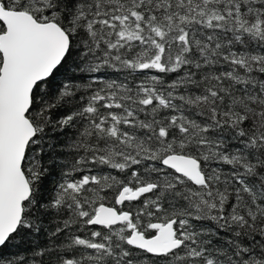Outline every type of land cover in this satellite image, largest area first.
Returning <instances> with one entry per match:
<instances>
[{"label":"snow or ice","instance_id":"obj_1","mask_svg":"<svg viewBox=\"0 0 264 264\" xmlns=\"http://www.w3.org/2000/svg\"><path fill=\"white\" fill-rule=\"evenodd\" d=\"M0 264H264V0H0Z\"/></svg>","mask_w":264,"mask_h":264},{"label":"trees","instance_id":"obj_2","mask_svg":"<svg viewBox=\"0 0 264 264\" xmlns=\"http://www.w3.org/2000/svg\"><path fill=\"white\" fill-rule=\"evenodd\" d=\"M59 78H63V75L61 74L60 76H59ZM9 251H12V252H15L16 251V249L15 248H12V249H9Z\"/></svg>","mask_w":264,"mask_h":264}]
</instances>
